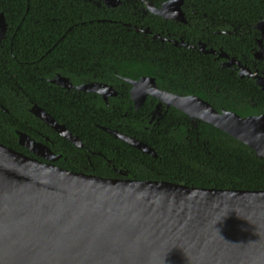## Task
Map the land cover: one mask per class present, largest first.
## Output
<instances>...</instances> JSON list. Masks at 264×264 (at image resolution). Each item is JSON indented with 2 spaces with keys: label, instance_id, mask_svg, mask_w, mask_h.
I'll return each instance as SVG.
<instances>
[{
  "label": "trees",
  "instance_id": "1",
  "mask_svg": "<svg viewBox=\"0 0 264 264\" xmlns=\"http://www.w3.org/2000/svg\"><path fill=\"white\" fill-rule=\"evenodd\" d=\"M191 1L201 15H225L234 24L237 18L247 27L264 19V0ZM0 13L8 24L6 37L0 42V105L8 110H0L1 144L22 151L18 132L31 133L40 140L35 133L38 131L54 138L58 151L67 156V162L60 160L65 170L122 178L107 163L111 161L113 168L139 181H166L207 189L264 190V159L257 158L248 146L203 121L192 123L174 107L167 109L159 123L149 124L155 101L149 98L135 110L129 94L131 86L125 79L153 77L160 89L195 94L218 111L226 109L242 117L264 113V91L254 81L217 69L207 57L187 50L160 47L149 39L145 45L140 41L141 34L113 22L129 21L123 15L98 8L88 0H0ZM95 19L105 21L90 23ZM226 41L230 46L237 43L232 37H226ZM94 63L100 66L86 70ZM194 67L196 71L192 70ZM58 75L74 85L88 79L99 80L120 89L121 94L110 100V105L98 96L79 99L77 94L50 82ZM28 99L88 149L102 155L76 148L36 118L28 110ZM95 124L146 143L155 150L157 158Z\"/></svg>",
  "mask_w": 264,
  "mask_h": 264
},
{
  "label": "water",
  "instance_id": "2",
  "mask_svg": "<svg viewBox=\"0 0 264 264\" xmlns=\"http://www.w3.org/2000/svg\"><path fill=\"white\" fill-rule=\"evenodd\" d=\"M102 1L109 8L120 3ZM183 1L169 0L153 13L184 22ZM258 28L257 58L264 57V19ZM7 30L0 13V42ZM244 72L242 78H256L248 69ZM125 80L132 86L136 109L151 95L159 100L158 107H174L194 123L212 125L264 159V113L242 117L226 109L218 111L198 96L160 90L149 76ZM261 80L257 78V85L264 87ZM50 82L64 89L96 91L104 99L117 93L105 83L73 86L60 75ZM30 112L75 147L84 148L42 107L33 104ZM104 130L157 158L146 143ZM18 139L19 145L44 160L60 157L23 132H18ZM117 171L126 178L65 170L0 143V264H264V190L139 181ZM47 193L55 197L48 198Z\"/></svg>",
  "mask_w": 264,
  "mask_h": 264
},
{
  "label": "flooded vegetation",
  "instance_id": "3",
  "mask_svg": "<svg viewBox=\"0 0 264 264\" xmlns=\"http://www.w3.org/2000/svg\"><path fill=\"white\" fill-rule=\"evenodd\" d=\"M88 1L93 5L97 6L98 8H107L111 10L113 13H119L123 15V17L129 21L113 20V22L114 23L120 22L121 26L127 27L129 32L133 31L136 34H141L140 41L144 43L145 40L149 39L153 43L157 42L160 47H164L165 45H170L171 47L180 48L184 51L185 50L190 51L192 54L205 56L207 57V60H211L212 62L215 63L217 69L230 70L232 71L233 74H236L240 79L252 80L256 85H257V78L262 80L264 79V57L260 55H258V58L256 57L257 51L259 49L258 39L261 37V29L258 28L260 21L256 22L255 24L249 25L247 27L243 21H237L238 18L235 21L236 24H234L233 23L234 21L225 15L221 17H208L207 15H201L200 13H198L195 4L191 0H184L181 6V10L183 12V16L185 20L184 22L180 20L164 19L153 13L154 9H161L163 7V4L169 0H120V3L117 6H113L110 8L107 7L102 0H88ZM163 11L170 13V11L167 8H165ZM93 21L99 23L100 21L104 22L105 20L95 19L90 21V23H93ZM82 24L85 23L83 22ZM246 29H248L247 33H246ZM145 30H148V32H144ZM226 37H232V39L237 43H235V45L233 46H230L229 42L226 41ZM262 47L264 49V40L262 42ZM97 65L100 66L99 64L94 63L93 67L90 66L86 68V70H94ZM199 68L200 71L203 70L201 67ZM245 69H248V72L252 74H256V78L254 79L247 78L245 76L242 78L240 73L245 74V72H247V70L244 72ZM192 70L196 71L195 67ZM262 80H261L262 86H264V81ZM125 82L129 84L127 81ZM101 83L102 82H100L99 80L88 79L87 81H83L78 85H74L73 83L72 85L79 87L93 85V87H96L98 84ZM109 86L114 88V90L117 93L115 96L106 97V99L103 98L102 94L96 91H81L71 88V89H66V92L70 91L72 95L77 94L79 99L80 98L96 99V97L98 96L102 99V101L105 102L106 105H110L109 101L110 100L112 101L113 98L121 94V91L120 89H117L112 85ZM258 87L262 91H264V87L261 86ZM131 89L132 86L130 87L129 94H130V99L133 102L131 98ZM160 90L166 91L163 89ZM173 94H177L183 97L197 96L195 94H190V93L187 94L173 93ZM149 98L154 100L155 104L153 105V109L150 113V118L148 120V123L152 124V121L159 123L160 120L166 115L167 109L169 107L167 108L166 106H164V104L158 107L159 100L151 95H148L145 101L137 109H139L142 105H144L146 100ZM28 102H29L28 110L30 111L33 104L30 103L29 99ZM137 109L135 108V110ZM0 110L5 113H8V110L5 109L2 105H0ZM192 123L194 122L192 121ZM95 125L96 127H98L103 131H105L104 128L113 131V129L107 128L105 126H101L99 124H95ZM35 133L36 135H39V137L41 138L40 140L31 133H27V135L30 136V138L34 139L36 142L45 145L47 148L51 150V152L55 156H60V157L55 161H48V160H44L40 156H35L30 151H27L24 147L19 145V139L17 137L18 145L19 147L22 148L21 149L22 151H18V152L26 156L36 158L38 161L44 160L45 162L43 163H49L61 168L60 160L67 162L68 158L67 156H64L62 152L58 151L60 149L57 143L55 142V139L52 138L51 136H48L38 131H35ZM84 148L91 155H95V154L102 155V153L100 152L97 153L91 151L85 145ZM79 149H83V148H79ZM54 150L58 152H55ZM89 158L90 157H88V159ZM89 163L92 162L90 161ZM107 163L111 165L112 169H114L117 173H119L122 178L124 177V174L116 170L119 168H113V164L111 161H108ZM83 169L85 170V172L88 171L87 168H83Z\"/></svg>",
  "mask_w": 264,
  "mask_h": 264
},
{
  "label": "bare ground",
  "instance_id": "4",
  "mask_svg": "<svg viewBox=\"0 0 264 264\" xmlns=\"http://www.w3.org/2000/svg\"><path fill=\"white\" fill-rule=\"evenodd\" d=\"M60 183L62 184V182H60ZM62 185H63V184H62ZM63 188H64L65 191L69 190V189H68L67 187H65L64 185H63ZM131 188H132V186H131ZM46 197H48V198H49V197H53V198H54L55 195L52 194V193H51V194L47 193Z\"/></svg>",
  "mask_w": 264,
  "mask_h": 264
},
{
  "label": "rangeland",
  "instance_id": "5",
  "mask_svg": "<svg viewBox=\"0 0 264 264\" xmlns=\"http://www.w3.org/2000/svg\"><path fill=\"white\" fill-rule=\"evenodd\" d=\"M38 161V160H37ZM39 162H45L44 160H42V161H39ZM123 178H126L125 176L123 177Z\"/></svg>",
  "mask_w": 264,
  "mask_h": 264
}]
</instances>
